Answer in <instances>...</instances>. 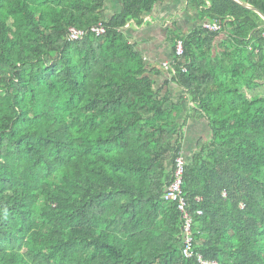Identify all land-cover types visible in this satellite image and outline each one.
<instances>
[{
  "label": "trees",
  "instance_id": "16d2710c",
  "mask_svg": "<svg viewBox=\"0 0 264 264\" xmlns=\"http://www.w3.org/2000/svg\"><path fill=\"white\" fill-rule=\"evenodd\" d=\"M165 1L124 0L109 17L108 0H0V264H264V20L186 0L195 25L170 30L176 62L157 89L163 72L126 26ZM242 2L264 16V0ZM215 20L221 32L204 27ZM100 23L105 35L67 40ZM190 119L207 140L184 158L187 258L163 196Z\"/></svg>",
  "mask_w": 264,
  "mask_h": 264
},
{
  "label": "crops",
  "instance_id": "0c3cea01",
  "mask_svg": "<svg viewBox=\"0 0 264 264\" xmlns=\"http://www.w3.org/2000/svg\"><path fill=\"white\" fill-rule=\"evenodd\" d=\"M123 1L108 0L106 13L109 14V17L121 10ZM186 6V0H167L158 4L153 12L143 17V25L132 21L126 26V29L130 31L132 42L136 44L137 50L143 56L147 66L150 69L157 68L163 72V76L156 79L157 89L162 86L166 78L171 77L161 67L163 62L170 59V30H175L173 27L177 25L176 29L179 32L187 34L195 25L191 17L192 14L189 15L186 12ZM175 87L176 85H172V90H180ZM191 105L192 103H190ZM199 122L203 124L202 132H206L203 121Z\"/></svg>",
  "mask_w": 264,
  "mask_h": 264
},
{
  "label": "built area",
  "instance_id": "2783aa9c",
  "mask_svg": "<svg viewBox=\"0 0 264 264\" xmlns=\"http://www.w3.org/2000/svg\"><path fill=\"white\" fill-rule=\"evenodd\" d=\"M235 2L241 4V0H234ZM225 26L221 20H215L212 23H206L204 27L211 32H221ZM89 33H93L97 37H101L107 33V28L103 23L93 26L89 31L80 30L77 28H70L67 34L68 41H79L83 40ZM184 42L182 40L177 41L176 46V57L181 58L184 56ZM176 61H166L162 63V68L164 71H167L169 68H172V64H175ZM172 73H175V70H172ZM185 165L186 161L183 155L179 156L176 159L175 172H173L172 181L166 186L164 190L163 201L176 203L178 206V211L181 214V217L184 222V255L187 258L194 257V252L192 250L194 243L193 236V220L189 212V203L185 196L183 190V180L185 174ZM199 216H202V213H199ZM198 261L200 264H219L216 260H208L198 256Z\"/></svg>",
  "mask_w": 264,
  "mask_h": 264
},
{
  "label": "rangeland",
  "instance_id": "374dc122",
  "mask_svg": "<svg viewBox=\"0 0 264 264\" xmlns=\"http://www.w3.org/2000/svg\"><path fill=\"white\" fill-rule=\"evenodd\" d=\"M172 91L175 92L177 96L180 94V90L179 91L172 90ZM191 115H194V113H191ZM187 116L188 115H186V113L183 114L179 119L178 123L180 125L184 124V120L186 119ZM202 130H203V124H201L199 121H195L192 119L188 121L187 127L185 128V131H187V140H186V152L184 158L186 157L185 158L186 160L189 159V157L192 158L193 155L192 152L197 150V143L200 140V138H204L205 140H207L206 134L203 133Z\"/></svg>",
  "mask_w": 264,
  "mask_h": 264
},
{
  "label": "water",
  "instance_id": "95a60500",
  "mask_svg": "<svg viewBox=\"0 0 264 264\" xmlns=\"http://www.w3.org/2000/svg\"><path fill=\"white\" fill-rule=\"evenodd\" d=\"M242 6L248 8V10L253 11V12L256 13L258 16H260V17H262V18L264 19V16H263L260 12H258L257 10H255L254 7H252V6L248 5V4H243Z\"/></svg>",
  "mask_w": 264,
  "mask_h": 264
},
{
  "label": "clouds",
  "instance_id": "9594fccd",
  "mask_svg": "<svg viewBox=\"0 0 264 264\" xmlns=\"http://www.w3.org/2000/svg\"><path fill=\"white\" fill-rule=\"evenodd\" d=\"M241 2H242V0H241ZM243 4H244V3L242 2L241 5H243ZM248 5H249V4H248ZM250 6H251V5H250ZM261 18H262V17H261ZM262 19H263V18H262ZM263 20H264V19H263Z\"/></svg>",
  "mask_w": 264,
  "mask_h": 264
}]
</instances>
